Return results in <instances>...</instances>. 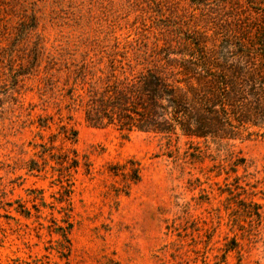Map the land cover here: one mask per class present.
<instances>
[{
  "label": "rangeland",
  "instance_id": "1",
  "mask_svg": "<svg viewBox=\"0 0 264 264\" xmlns=\"http://www.w3.org/2000/svg\"><path fill=\"white\" fill-rule=\"evenodd\" d=\"M245 22L264 25V0H0V264H264V124L125 132L63 96L82 59L138 70Z\"/></svg>",
  "mask_w": 264,
  "mask_h": 264
},
{
  "label": "trees",
  "instance_id": "2",
  "mask_svg": "<svg viewBox=\"0 0 264 264\" xmlns=\"http://www.w3.org/2000/svg\"><path fill=\"white\" fill-rule=\"evenodd\" d=\"M222 36L210 45L191 39L180 52L163 49L152 66L138 70L126 53L118 60L110 55L103 67L101 58L82 59L67 68V106L80 109L93 127L203 140L248 137L264 124V25L238 23ZM64 132L75 140L76 131ZM63 160L68 168L79 163L75 152ZM128 162L121 168L135 182L137 163Z\"/></svg>",
  "mask_w": 264,
  "mask_h": 264
}]
</instances>
